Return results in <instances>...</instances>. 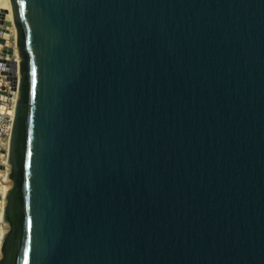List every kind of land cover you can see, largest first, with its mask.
I'll return each instance as SVG.
<instances>
[{"label": "water", "instance_id": "1", "mask_svg": "<svg viewBox=\"0 0 264 264\" xmlns=\"http://www.w3.org/2000/svg\"><path fill=\"white\" fill-rule=\"evenodd\" d=\"M11 2L0 264H264V0Z\"/></svg>", "mask_w": 264, "mask_h": 264}, {"label": "built area", "instance_id": "2", "mask_svg": "<svg viewBox=\"0 0 264 264\" xmlns=\"http://www.w3.org/2000/svg\"><path fill=\"white\" fill-rule=\"evenodd\" d=\"M17 43V30L12 21L0 19V169L8 175L9 168V143L12 136L13 124L16 115L17 96L19 91V74L9 76L3 69V61L13 55H19ZM20 58V57H19ZM13 78L16 79L14 84ZM2 214H0V227L5 221V197L3 199ZM4 235L0 230V248Z\"/></svg>", "mask_w": 264, "mask_h": 264}, {"label": "bare ground", "instance_id": "3", "mask_svg": "<svg viewBox=\"0 0 264 264\" xmlns=\"http://www.w3.org/2000/svg\"><path fill=\"white\" fill-rule=\"evenodd\" d=\"M0 19L12 21L14 19L13 8L11 0H0ZM18 51V50H17ZM20 68V58L19 55H13L7 60L3 61V69L9 76H14L19 74ZM11 143V139H10ZM9 143V147H10ZM10 149V148H9ZM9 192V182L8 175L3 169H0V214H2L3 209V199L5 195ZM6 223H2L0 230L2 231L4 237L6 234Z\"/></svg>", "mask_w": 264, "mask_h": 264}, {"label": "snow or ice", "instance_id": "4", "mask_svg": "<svg viewBox=\"0 0 264 264\" xmlns=\"http://www.w3.org/2000/svg\"><path fill=\"white\" fill-rule=\"evenodd\" d=\"M35 73H34V71H33V75H34Z\"/></svg>", "mask_w": 264, "mask_h": 264}]
</instances>
